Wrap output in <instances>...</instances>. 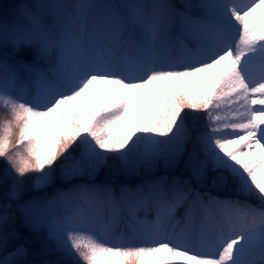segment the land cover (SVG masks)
<instances>
[{"label":"snow or ice","instance_id":"6c2138e0","mask_svg":"<svg viewBox=\"0 0 264 264\" xmlns=\"http://www.w3.org/2000/svg\"><path fill=\"white\" fill-rule=\"evenodd\" d=\"M0 117V264L16 212L43 264H264V0H38L0 24ZM30 174L70 187L22 203Z\"/></svg>","mask_w":264,"mask_h":264},{"label":"trees","instance_id":"16d2710c","mask_svg":"<svg viewBox=\"0 0 264 264\" xmlns=\"http://www.w3.org/2000/svg\"><path fill=\"white\" fill-rule=\"evenodd\" d=\"M24 2L29 4V0H0V24H3L4 22H7L9 25L16 19L22 16L23 10H24ZM173 3L177 4L178 6L181 5L184 0H172ZM192 2H196V0H192ZM35 58V53L32 49H22L21 52L17 55V60H23L27 63H31ZM23 78L25 80L28 79L27 75L24 73H21ZM147 100V99H146ZM139 107V105H137ZM193 115H196L200 117L198 127L202 128L205 120H204V114L202 112L200 113H189V123H191V118ZM2 118V117H0ZM160 172H163V169L160 168ZM32 175L30 174L24 179L23 184V194L21 196L20 202H26L29 199L35 198V197H43L45 195H52L57 188H63L66 189L70 187V185L64 184L62 182H57L52 187H49L48 189L36 191L33 188V179ZM145 176L148 178H151V173H144ZM15 179L17 177L15 176V173L10 172L9 166L7 163L0 159V202H4L7 199V193L11 189ZM104 182H111L114 187L119 189V186L121 184L127 183L133 187L137 183L140 182L139 176H124L116 175L115 172L109 168L102 169L101 172L98 174V176L95 179V183H104ZM223 195V194H222ZM16 220L14 222V227L21 233L23 237H26V240L21 241H11L9 244V251L11 249L19 244L24 243L25 247L28 249V254L26 257L23 258L22 264H43V261L45 260H55L57 259L56 255H45L44 254V245L45 243L50 244V241H47L44 239L45 233L41 232L38 235L41 237V239L37 240L36 235L31 232V229L24 225L23 223V217L22 213L16 212ZM3 253H0L2 255Z\"/></svg>","mask_w":264,"mask_h":264},{"label":"rangeland","instance_id":"374dc122","mask_svg":"<svg viewBox=\"0 0 264 264\" xmlns=\"http://www.w3.org/2000/svg\"><path fill=\"white\" fill-rule=\"evenodd\" d=\"M222 66H219L217 67L216 69H213L209 74H208V78H209V82H215L221 75V70ZM100 87H103V86H100ZM140 95H143V96H147V93L144 92V93H141ZM225 115H227V113H225ZM23 217V215H22Z\"/></svg>","mask_w":264,"mask_h":264}]
</instances>
